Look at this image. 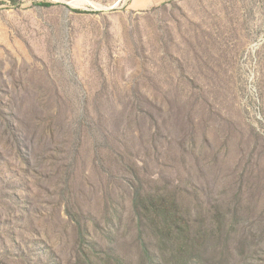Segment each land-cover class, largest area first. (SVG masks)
Here are the masks:
<instances>
[{"label": "rangeland", "instance_id": "rangeland-1", "mask_svg": "<svg viewBox=\"0 0 264 264\" xmlns=\"http://www.w3.org/2000/svg\"><path fill=\"white\" fill-rule=\"evenodd\" d=\"M129 3L0 0V264H182L180 238L137 231L130 175L101 167L109 188L95 161L114 154L191 219L214 174L245 176L221 237L250 243L230 264H264V0ZM31 138L79 147L54 173Z\"/></svg>", "mask_w": 264, "mask_h": 264}, {"label": "trees", "instance_id": "trees-1", "mask_svg": "<svg viewBox=\"0 0 264 264\" xmlns=\"http://www.w3.org/2000/svg\"><path fill=\"white\" fill-rule=\"evenodd\" d=\"M39 6L51 7L52 5L45 3ZM91 130L95 132L94 129ZM70 136L73 137V140L77 139V132L71 133ZM31 140L34 143V153H36L37 149L39 150L38 157H36L37 163L38 160H40L38 164L47 162V168L49 170L53 169L54 173H57L59 170L58 164L64 162L65 158L76 155L79 147L77 146V148H74L72 151L70 150V152H55L48 147V144L53 145L51 138H48L46 143L44 140L42 142L33 138ZM105 142L107 145H110L107 139ZM103 148L107 149V146ZM48 154H51L52 157L50 160L47 157V161H45L43 156H47ZM57 157L63 158L57 159ZM95 162L98 169L109 180V188L111 186L118 188L119 185H115V183L119 180L108 171L110 170L108 169L109 167L106 169H101V167L110 165L112 169L114 168L113 170L119 172V175H130L133 181L127 183L130 184L128 185L129 192L132 193L131 213L134 217L137 231L139 232V230H143L146 227L148 231H151L150 234L154 238H159V240L164 241L179 242L180 238V242L184 243L183 248L187 250L185 261L182 264H190V258H193V260L197 259L202 264V258L205 252L207 254L209 253L210 259L214 261L216 258L215 254L218 250L221 251L219 253V260L224 261L223 264H230L234 259L229 251L235 252L236 249H246L249 246L250 243L245 236L242 238V241H233L230 237H221L227 223L225 217L231 220L230 224L232 228L230 231L232 235L235 234L236 227L242 222L239 219L240 215L238 213L241 211V203L245 201L243 199L245 176L238 175L233 180L232 174L222 176L214 174L212 177L213 186L211 185L204 192L205 200H207L206 205L208 204V208L205 211L206 215L202 217V203H200L199 197L196 195L193 197V200L197 203H194L192 209L196 211L198 218L191 219L189 210L184 212L180 211L177 201L178 198L175 192L171 193L167 191V185L163 188H148L146 191L147 194H145V191L136 179V172L134 173V171L128 169L126 166L128 160L124 157L114 154V157L102 160L98 156ZM65 166L63 167L64 170L70 169L69 165L66 168ZM194 166L197 173L203 177L200 168H196V163ZM222 181L230 182V186L227 184L226 189H215ZM112 204L113 206H118L116 203Z\"/></svg>", "mask_w": 264, "mask_h": 264}, {"label": "crops", "instance_id": "crops-1", "mask_svg": "<svg viewBox=\"0 0 264 264\" xmlns=\"http://www.w3.org/2000/svg\"><path fill=\"white\" fill-rule=\"evenodd\" d=\"M171 0H130L129 7L132 10L144 11L160 7Z\"/></svg>", "mask_w": 264, "mask_h": 264}, {"label": "water", "instance_id": "water-1", "mask_svg": "<svg viewBox=\"0 0 264 264\" xmlns=\"http://www.w3.org/2000/svg\"><path fill=\"white\" fill-rule=\"evenodd\" d=\"M66 6H70V4H66Z\"/></svg>", "mask_w": 264, "mask_h": 264}]
</instances>
